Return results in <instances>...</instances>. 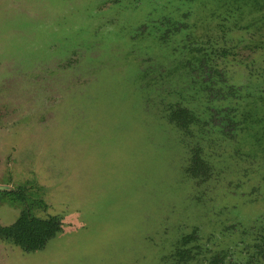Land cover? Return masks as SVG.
<instances>
[{
	"label": "rangeland",
	"instance_id": "1",
	"mask_svg": "<svg viewBox=\"0 0 264 264\" xmlns=\"http://www.w3.org/2000/svg\"><path fill=\"white\" fill-rule=\"evenodd\" d=\"M0 185V264H264V0H0Z\"/></svg>",
	"mask_w": 264,
	"mask_h": 264
},
{
	"label": "trees",
	"instance_id": "2",
	"mask_svg": "<svg viewBox=\"0 0 264 264\" xmlns=\"http://www.w3.org/2000/svg\"><path fill=\"white\" fill-rule=\"evenodd\" d=\"M187 113L188 111L182 108L173 110V121L177 119L178 115L180 118L183 117L184 119L187 117L188 120H190L192 115ZM179 123H181V121ZM186 171L189 172V170ZM16 196L18 198L20 197L21 200H26L25 195L20 192H18ZM60 223L61 221L56 215H51L46 218L33 217L24 209L11 225L5 227L1 226L0 232L4 237L11 239L15 244L21 246L23 249L33 251L43 247L48 239L53 237L56 232L59 231ZM192 234L193 233L184 236L182 238V244L187 243L191 240V238H194ZM260 244L261 245L257 246V252L259 253L261 259L264 260V241ZM187 257L188 256L185 258ZM211 264H215V261Z\"/></svg>",
	"mask_w": 264,
	"mask_h": 264
},
{
	"label": "flooded vegetation",
	"instance_id": "3",
	"mask_svg": "<svg viewBox=\"0 0 264 264\" xmlns=\"http://www.w3.org/2000/svg\"><path fill=\"white\" fill-rule=\"evenodd\" d=\"M173 112V111H172ZM189 113V112H188ZM187 113V114H188ZM190 114V113H189ZM171 115H172V113H171ZM190 115H192V118L190 119V120H188V118L187 117H185L184 119H183V117H181L180 118V116L178 115L177 116V119L175 120V122H177V123H179L180 121H181V123H180V126H181V128H185L186 130L187 129H189L191 126H190V124H191V122H193L194 121V116H193V114H190ZM179 118V119H178ZM171 120H174L173 119V115L171 116ZM180 120V121H179ZM193 153L195 152L194 150L192 151ZM196 159H197V156H196ZM5 186H8V185H5ZM10 191V192H9ZM15 191H18V192H21V191H23L22 189L21 190H18L17 188L16 189H4V190H0V195H2L3 197H4V200L5 201H7V202H9V203H11V201H13L12 199H7L6 198V196H7V194H9V193H12V192H15ZM22 194L23 195H25V198L27 197V196H29V194L28 195H26V194H24L23 192H22ZM30 197V196H29ZM11 198V197H10ZM38 205H39V203H37ZM36 204V205H37ZM42 206H45L46 204L44 203H42L41 204ZM33 206H34V204H33V202L32 201H29V200H22V210L20 211V213H19V215L21 214V212L25 209L28 213H29V215H31V216H33V217H38V216H35L33 213H32V211H31V209L33 208ZM47 206V205H46ZM45 206V207H46ZM19 215H18V217H19ZM53 215H56L58 218H59V220L61 221V219H60V216H58L57 214H53ZM48 216H51V215H48ZM48 216H46V217H48ZM17 217V218H18ZM45 217V218H46ZM16 218V219H17ZM39 218H42V217H39ZM15 219V220H16ZM14 220V221H15ZM13 221V222H14ZM12 222V223H13ZM12 223H10V224H8V225H1L0 224V227L2 226V227H5V226H9V225H11ZM57 233V232H56ZM186 236V235H185ZM52 238V237H51ZM50 238V239H51ZM183 238V237H182ZM263 238H264V228H262L261 230H259V233H258V235H256V247L258 246V245H261L260 243H262L264 240H263ZM0 240L1 241H7V242H9V243H12L13 245H15V246H17V247H19V248H21L22 250H24V251H26V252H31V251H27V250H25V249H23L21 246H19V245H17V244H15L11 239H9V238H7V237H4L2 234H1V232H0ZM48 241H49V239H48ZM47 243V242H46ZM186 244V243H185ZM184 244V245H185ZM44 247V246H43ZM43 247H41L40 249H42ZM40 249H37V250H40ZM186 250H188V253L189 254H186ZM33 251H36V250H33ZM257 251H258V248H257ZM176 255L177 256H179V257H182V260H183V258H185L186 257V255L188 256V255H190V248L188 249V248H186V247H180V248H176ZM258 256H260L259 255V253L257 254ZM260 259H261V257H260ZM262 260V259H261ZM213 261H215V260H212V262ZM263 261V263H264V260H262ZM211 262V263H212Z\"/></svg>",
	"mask_w": 264,
	"mask_h": 264
},
{
	"label": "water",
	"instance_id": "4",
	"mask_svg": "<svg viewBox=\"0 0 264 264\" xmlns=\"http://www.w3.org/2000/svg\"><path fill=\"white\" fill-rule=\"evenodd\" d=\"M9 186H5V185H0V190H4V189H9Z\"/></svg>",
	"mask_w": 264,
	"mask_h": 264
}]
</instances>
